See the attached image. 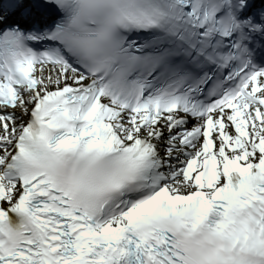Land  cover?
I'll list each match as a JSON object with an SVG mask.
<instances>
[{"label":"snow or ice","instance_id":"snow-or-ice-1","mask_svg":"<svg viewBox=\"0 0 264 264\" xmlns=\"http://www.w3.org/2000/svg\"><path fill=\"white\" fill-rule=\"evenodd\" d=\"M233 4L0 22V264H264L261 26Z\"/></svg>","mask_w":264,"mask_h":264}]
</instances>
